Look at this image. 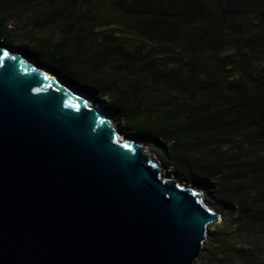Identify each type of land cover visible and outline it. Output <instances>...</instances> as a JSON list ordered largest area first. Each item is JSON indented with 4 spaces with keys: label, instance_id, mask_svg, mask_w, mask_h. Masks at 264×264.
Here are the masks:
<instances>
[{
    "label": "water",
    "instance_id": "water-1",
    "mask_svg": "<svg viewBox=\"0 0 264 264\" xmlns=\"http://www.w3.org/2000/svg\"><path fill=\"white\" fill-rule=\"evenodd\" d=\"M38 68L0 46V264H195L202 190Z\"/></svg>",
    "mask_w": 264,
    "mask_h": 264
},
{
    "label": "rangeland",
    "instance_id": "rangeland-1",
    "mask_svg": "<svg viewBox=\"0 0 264 264\" xmlns=\"http://www.w3.org/2000/svg\"><path fill=\"white\" fill-rule=\"evenodd\" d=\"M190 7L201 13L186 14ZM58 42L109 63L105 78L127 70L126 94L112 86L101 96L96 88L69 87L61 73L43 68L88 99L125 138L150 149L146 138L124 129L111 104L149 90L168 113L201 109L212 120L225 117L226 100L234 99L228 86L264 79V0H0L1 47L42 68L37 59L47 58ZM144 67L162 68L163 77L177 71L184 87L180 93L164 90ZM210 141L214 146L195 157L217 167L219 183L224 178L206 198L220 219L211 224L195 264H264V139L241 130L215 132ZM163 171L186 183L167 167Z\"/></svg>",
    "mask_w": 264,
    "mask_h": 264
},
{
    "label": "trees",
    "instance_id": "trees-1",
    "mask_svg": "<svg viewBox=\"0 0 264 264\" xmlns=\"http://www.w3.org/2000/svg\"><path fill=\"white\" fill-rule=\"evenodd\" d=\"M200 13L201 10L195 7H190L186 12L193 17ZM24 36L31 39L28 33ZM37 60L42 67H48L58 75L61 73V79L69 87L78 85L82 88H96L101 96H108V91L113 86L121 94H126L123 79L127 70H119L113 77L105 78L109 63L97 57L86 56L67 42L56 43L47 58ZM144 68L143 71L151 76L153 84L164 90L180 93L184 87L177 71L163 77L162 68ZM189 83L191 81H188V85ZM205 84L212 86L211 83ZM227 89H233L234 99L226 100L228 111L225 117H218L216 120H212L201 109L191 110L188 115L168 113L157 107V98L149 90L137 91L132 97H122L124 100L119 98L111 106L120 113L124 129L146 138L147 145L157 153L164 167L175 175H181L186 183H194L200 187L210 200L208 192L217 186L221 176L216 166L203 162L202 158H196L195 155L214 146L210 141L213 133L224 135L226 132L254 130L256 136L264 139V79H258L245 87L235 83ZM135 90L136 86L133 91ZM223 182L224 178L219 184L222 186Z\"/></svg>",
    "mask_w": 264,
    "mask_h": 264
},
{
    "label": "bare ground",
    "instance_id": "bare-ground-1",
    "mask_svg": "<svg viewBox=\"0 0 264 264\" xmlns=\"http://www.w3.org/2000/svg\"><path fill=\"white\" fill-rule=\"evenodd\" d=\"M18 53V52H17ZM18 54H20V56H22L26 61H28L30 64H31V66H33L34 68H38V66L37 65H35V64H33L32 62H30L23 54H21L20 52L18 53ZM39 70H42L44 73H46V74H50V73H48L45 69H43V68H41V67H39L38 68ZM52 77H54V78H56L53 74H50ZM92 105V104H91ZM94 106V105H93ZM95 107V106H94ZM95 109H97V107L95 108ZM107 119H109L108 117H106ZM110 120V119H109ZM111 121V120H110Z\"/></svg>",
    "mask_w": 264,
    "mask_h": 264
}]
</instances>
